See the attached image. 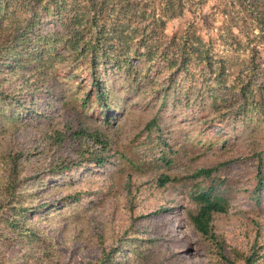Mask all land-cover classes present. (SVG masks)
I'll return each instance as SVG.
<instances>
[{
  "label": "rangeland",
  "instance_id": "374dc122",
  "mask_svg": "<svg viewBox=\"0 0 264 264\" xmlns=\"http://www.w3.org/2000/svg\"><path fill=\"white\" fill-rule=\"evenodd\" d=\"M254 1L264 8V0H183L164 32L192 31L211 44L215 74L162 64L139 87L124 72L105 73L108 121L99 105L74 103L92 90L83 65L61 66L50 86L25 69L7 75L4 91L22 107L15 118V110L0 115V264H88L104 255L106 264H244L254 251L264 264V26ZM58 25L46 16L39 28ZM98 140L109 143L103 166L91 155ZM15 155L19 182L5 201ZM209 168L210 178L193 177ZM214 181L226 212L212 224L226 259L190 219L196 195ZM20 207L28 217L17 237L6 231Z\"/></svg>",
  "mask_w": 264,
  "mask_h": 264
},
{
  "label": "trees",
  "instance_id": "16d2710c",
  "mask_svg": "<svg viewBox=\"0 0 264 264\" xmlns=\"http://www.w3.org/2000/svg\"><path fill=\"white\" fill-rule=\"evenodd\" d=\"M253 6L261 17L260 24L264 26V8L256 1ZM183 7V0H0V115L15 110L11 115L15 118L22 107L17 106L21 105L20 97L12 98L4 91L7 75L16 73L18 69H25L37 85L42 83L45 86L48 82L50 86L61 66L74 71L83 65L91 76L92 90L83 98L75 94L74 103L82 108L99 105L102 117L107 121L112 95L102 79L105 73L124 72L132 79L131 84L139 87L149 83L154 69L162 64H166L168 70L175 69V74L212 76L215 74L214 55L207 48H212L211 44L203 43L202 37L192 31L183 37L171 38L164 32L166 20L181 16ZM46 16L55 17L59 23L48 33L39 28ZM224 67L219 74H223ZM248 87L242 88L245 100ZM97 143L99 148L91 155L96 154L93 161L103 166L107 159L102 154L109 143L106 140H98ZM18 160L15 155L8 163L14 173L3 189L5 201L6 198L14 201L19 182ZM215 171L202 169L193 177L210 178ZM261 186L263 184L260 183ZM216 191L214 181L206 191L196 195L198 209L190 219L198 233L216 242L221 257L226 259L225 242L219 241L212 224L216 214L226 212V204L218 198ZM22 210L20 207L12 215L10 225L15 230L6 233L17 237L24 235V219L28 213ZM110 261V255H104L100 262L88 264ZM229 262L235 264V261ZM244 264H260L257 251L246 257Z\"/></svg>",
  "mask_w": 264,
  "mask_h": 264
}]
</instances>
